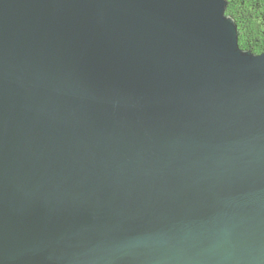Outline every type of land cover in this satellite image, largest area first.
Instances as JSON below:
<instances>
[{
	"label": "water",
	"instance_id": "obj_1",
	"mask_svg": "<svg viewBox=\"0 0 264 264\" xmlns=\"http://www.w3.org/2000/svg\"><path fill=\"white\" fill-rule=\"evenodd\" d=\"M228 0H0V264H264V51Z\"/></svg>",
	"mask_w": 264,
	"mask_h": 264
},
{
	"label": "trees",
	"instance_id": "obj_2",
	"mask_svg": "<svg viewBox=\"0 0 264 264\" xmlns=\"http://www.w3.org/2000/svg\"><path fill=\"white\" fill-rule=\"evenodd\" d=\"M226 12L238 23L241 47L262 53L264 51V0H228Z\"/></svg>",
	"mask_w": 264,
	"mask_h": 264
}]
</instances>
